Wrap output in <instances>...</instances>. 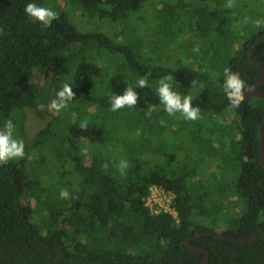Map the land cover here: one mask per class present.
<instances>
[{
  "label": "trees",
  "instance_id": "1",
  "mask_svg": "<svg viewBox=\"0 0 264 264\" xmlns=\"http://www.w3.org/2000/svg\"><path fill=\"white\" fill-rule=\"evenodd\" d=\"M45 1L0 0V130L11 119L14 135L23 139L26 109L37 108L40 97L47 101L44 93L56 96L68 83L76 95L63 111L66 131L50 141L56 164H36L42 177L55 179L50 188L33 175L36 169L25 168V156L0 164V264H200L206 254L189 249L188 238L208 252L205 264H264V236L246 243L215 236L242 239L264 231V98L244 99L237 107L223 90L226 67L240 74L245 91L260 80L261 68L246 54L264 34L263 16L243 19L220 6L207 13L175 0L172 17L178 22V13L188 15L186 34L196 39L186 49L196 66L189 71L184 60L146 55L143 44L133 45L129 36L126 41L120 29L84 34L67 16L45 27L24 11L27 3ZM80 1L91 15L124 20L123 28L147 0ZM177 22L163 40L183 34ZM251 55L264 65V39ZM36 74L46 89L34 86ZM145 74L149 84L136 88L137 105L112 111L111 98L137 87ZM169 74L173 90L199 105L200 119L164 111L157 87ZM150 104L157 111L148 116ZM61 114L37 133L36 146L51 138ZM85 120L88 129L81 130ZM122 159L129 163L123 175ZM154 184L175 194L177 216L145 204ZM62 189L68 198L60 197Z\"/></svg>",
  "mask_w": 264,
  "mask_h": 264
},
{
  "label": "rangeland",
  "instance_id": "2",
  "mask_svg": "<svg viewBox=\"0 0 264 264\" xmlns=\"http://www.w3.org/2000/svg\"><path fill=\"white\" fill-rule=\"evenodd\" d=\"M173 2H175V0H147L146 5L138 13L134 14V20L136 21L133 20V23L128 21V24L123 28L122 25L124 24V20L122 21L121 19H118V21H114L107 17L101 18L100 16L91 15L84 9L80 0H46L44 6L50 7L56 11L59 14V18L67 16L69 22L74 24L79 31L84 34L97 32L114 34L120 29L126 41H128L129 36L133 45H138L136 42H141L143 44V51L146 55L157 58L161 57L172 63L174 61L173 59H181L184 60L183 62L185 63L186 68L190 69L189 71H195L196 66L192 64L191 58L186 54V49L189 50V48H192L196 40L186 34V31L191 28V23H188V15H180L179 13L176 17L178 16L181 21H175L174 17L171 15ZM228 2L229 0H188L189 5L193 8L199 6L205 7L207 13L216 11L219 6L222 9L227 8L225 5L228 4ZM232 4V13L237 11L240 13V17H244L243 19H246L247 15L253 18V16H255L254 13L256 15H262L261 25H264V0H232ZM176 22L177 24L179 23L178 25H184L183 28L185 29L183 34L174 37L173 39H176L174 42L169 43L168 38L163 40L167 30L174 27ZM120 38H122V36H120ZM73 46L76 48L78 43L75 42ZM69 49L70 48L68 47V49L64 50L65 55H68ZM70 77V74L65 75L62 81L66 82ZM33 84L36 88L39 87L46 89L43 76L40 74L34 76ZM43 95L47 98V101H43V97H40L37 108L34 109L29 107L26 109V115L20 130L22 131L23 140L25 142V168L29 170L36 169L37 171H35L33 175L35 176V174H37L35 177H38V181L41 182L45 188H50L55 179H51V177H49V179L42 177L41 171L38 170L41 169L40 166H46L50 169L56 164L51 155V150L53 149L50 146V141L54 139L56 135L58 136L60 134L59 131L65 132L67 124L65 120L62 121L64 109L58 112L49 109L51 101L56 98L55 94L46 92ZM61 112V121H58L57 123L55 122V131H52L51 138L42 137L41 144L36 146L35 137L37 133L46 128L49 122ZM65 136L67 137L68 134L65 133ZM42 155L46 158L42 159ZM17 159L19 158H16L15 160ZM36 164L40 166H37ZM52 175L55 177V174ZM167 198L170 199L168 194ZM28 200L33 207L36 206L35 198L30 196ZM37 212L39 215L41 214V211L38 210Z\"/></svg>",
  "mask_w": 264,
  "mask_h": 264
},
{
  "label": "clouds",
  "instance_id": "3",
  "mask_svg": "<svg viewBox=\"0 0 264 264\" xmlns=\"http://www.w3.org/2000/svg\"><path fill=\"white\" fill-rule=\"evenodd\" d=\"M226 7H233L232 0H229ZM24 11L33 21H38L45 27L51 25L53 20L59 18V14L50 7L40 6L34 2L27 3ZM196 51V49H194ZM149 74H145L137 81V87L128 85L123 94H115L111 98L112 111H119L121 108H134L139 100V95L136 88H146L149 84ZM223 90L230 103L234 106H239L244 100V92L247 87L246 82L241 78L238 72H233L230 68L224 69ZM173 75H165L160 78L157 87V95L160 103L164 107V111L169 116H174L179 113L186 120H198L201 118V110L199 105L194 106L191 95H182L180 92L173 90L172 81ZM75 92L70 84L64 83L62 88L57 92L56 99L52 100L49 109L52 111H60L68 107L69 101L75 97ZM157 111L156 106L149 105L146 110V115L151 116ZM160 123L163 125L164 120ZM81 130L88 129L87 121H81L79 124ZM16 126L11 119H7L4 127L0 130V164H7L10 160L22 158L25 155V142L23 139H18L14 133ZM82 154L87 155V149L82 150ZM106 168L107 165L105 164ZM129 167L127 160H120L118 168L123 175ZM68 189L60 191V197L66 199L69 197Z\"/></svg>",
  "mask_w": 264,
  "mask_h": 264
},
{
  "label": "water",
  "instance_id": "4",
  "mask_svg": "<svg viewBox=\"0 0 264 264\" xmlns=\"http://www.w3.org/2000/svg\"><path fill=\"white\" fill-rule=\"evenodd\" d=\"M263 39H264V34L262 36H260L255 41V43L249 48V50L247 51V54H246L248 60H251V61L255 62L261 68V77H260V80L258 81V83L255 84L254 86L248 88L244 92V99H246V100H251L253 97H256V96H261V97L264 98V92L260 89V87L264 84V65H263V63L260 60L254 58L251 55V52L259 45V43ZM260 136H261V142H260V150H259V160H260V163L262 164V166L264 168V116H263L261 124H260ZM209 234H213V233H209ZM215 236L223 238V239H228V240H231V241H235V242H238V243H246V242L252 241L255 238L264 236V231L256 232V233L251 234L250 236H248L246 238H242V239H239V238H236V237L226 236V235H223V234H215ZM185 244L192 251L202 252V253L206 254V257L200 262V264H205L209 260L208 252L205 249H202V248L195 247V246L191 245L190 238H188L185 241Z\"/></svg>",
  "mask_w": 264,
  "mask_h": 264
},
{
  "label": "built area",
  "instance_id": "5",
  "mask_svg": "<svg viewBox=\"0 0 264 264\" xmlns=\"http://www.w3.org/2000/svg\"><path fill=\"white\" fill-rule=\"evenodd\" d=\"M167 194L170 199L167 198ZM174 198L175 194L173 192L167 191L163 187L154 184L149 189V194L145 198V204L154 213L163 211L177 216V213L172 205Z\"/></svg>",
  "mask_w": 264,
  "mask_h": 264
}]
</instances>
